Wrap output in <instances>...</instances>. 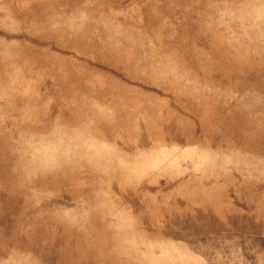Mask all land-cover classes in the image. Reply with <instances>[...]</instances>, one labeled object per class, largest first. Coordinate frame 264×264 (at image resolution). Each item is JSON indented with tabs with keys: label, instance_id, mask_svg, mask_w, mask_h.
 Masks as SVG:
<instances>
[{
	"label": "rangeland",
	"instance_id": "obj_1",
	"mask_svg": "<svg viewBox=\"0 0 264 264\" xmlns=\"http://www.w3.org/2000/svg\"><path fill=\"white\" fill-rule=\"evenodd\" d=\"M0 264H264V0H0Z\"/></svg>",
	"mask_w": 264,
	"mask_h": 264
}]
</instances>
